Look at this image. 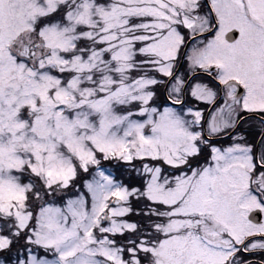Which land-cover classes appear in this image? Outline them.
Masks as SVG:
<instances>
[{
  "label": "snow or ice",
  "instance_id": "obj_1",
  "mask_svg": "<svg viewBox=\"0 0 264 264\" xmlns=\"http://www.w3.org/2000/svg\"><path fill=\"white\" fill-rule=\"evenodd\" d=\"M0 264H264V0H0Z\"/></svg>",
  "mask_w": 264,
  "mask_h": 264
}]
</instances>
